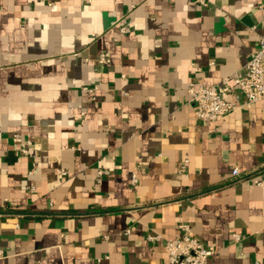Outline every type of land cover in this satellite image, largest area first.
<instances>
[{
  "label": "crops",
  "instance_id": "obj_1",
  "mask_svg": "<svg viewBox=\"0 0 264 264\" xmlns=\"http://www.w3.org/2000/svg\"><path fill=\"white\" fill-rule=\"evenodd\" d=\"M206 2L0 0V264H167L182 224L264 264V101L188 92L244 73L264 0Z\"/></svg>",
  "mask_w": 264,
  "mask_h": 264
},
{
  "label": "built area",
  "instance_id": "obj_2",
  "mask_svg": "<svg viewBox=\"0 0 264 264\" xmlns=\"http://www.w3.org/2000/svg\"><path fill=\"white\" fill-rule=\"evenodd\" d=\"M42 1V0H41ZM46 1V0H43ZM195 3L206 6V0H194ZM120 32L126 31L124 20L117 24ZM101 63H107L106 55L100 57ZM238 87L249 104L264 101V35L258 38V46L245 65L244 73L223 79L217 85L206 86L191 83L188 88L191 102L195 105V116L206 123H218L232 114L238 107V102L228 101L227 94H234ZM238 98V96H236ZM28 153V148L23 149ZM188 161L181 165V171L186 170ZM234 177H240L238 169L233 170ZM264 181H261L263 184ZM181 232L166 243L168 254L167 264H209L210 258L214 255L212 248L205 247L191 232L186 224L179 226ZM238 240L239 236L235 235ZM156 237H150L155 240Z\"/></svg>",
  "mask_w": 264,
  "mask_h": 264
}]
</instances>
